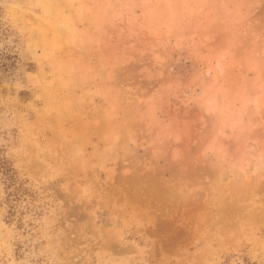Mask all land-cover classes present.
<instances>
[{
	"label": "rangeland",
	"instance_id": "rangeland-1",
	"mask_svg": "<svg viewBox=\"0 0 264 264\" xmlns=\"http://www.w3.org/2000/svg\"><path fill=\"white\" fill-rule=\"evenodd\" d=\"M0 62V264H264V0H0Z\"/></svg>",
	"mask_w": 264,
	"mask_h": 264
},
{
	"label": "trees",
	"instance_id": "trees-1",
	"mask_svg": "<svg viewBox=\"0 0 264 264\" xmlns=\"http://www.w3.org/2000/svg\"><path fill=\"white\" fill-rule=\"evenodd\" d=\"M0 63H1L0 66L2 67L4 65V62H0Z\"/></svg>",
	"mask_w": 264,
	"mask_h": 264
}]
</instances>
